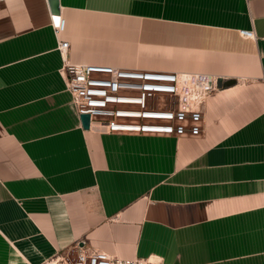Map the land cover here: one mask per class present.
Listing matches in <instances>:
<instances>
[{
	"label": "crops",
	"instance_id": "crops-1",
	"mask_svg": "<svg viewBox=\"0 0 264 264\" xmlns=\"http://www.w3.org/2000/svg\"><path fill=\"white\" fill-rule=\"evenodd\" d=\"M58 2L70 64L206 74L218 90L196 137L84 130L48 1L0 0V264L76 246L264 264V0Z\"/></svg>",
	"mask_w": 264,
	"mask_h": 264
},
{
	"label": "built area",
	"instance_id": "built-area-1",
	"mask_svg": "<svg viewBox=\"0 0 264 264\" xmlns=\"http://www.w3.org/2000/svg\"><path fill=\"white\" fill-rule=\"evenodd\" d=\"M54 18L52 27L63 60L59 73L77 116H89L88 130L176 138L201 134L204 106L218 90L212 76L70 64L66 57L68 42L60 39L64 21L60 16ZM241 35L253 38L251 31H241ZM57 263L163 264L154 258L121 259L83 246H76L74 255L65 253L45 264Z\"/></svg>",
	"mask_w": 264,
	"mask_h": 264
},
{
	"label": "water",
	"instance_id": "water-1",
	"mask_svg": "<svg viewBox=\"0 0 264 264\" xmlns=\"http://www.w3.org/2000/svg\"><path fill=\"white\" fill-rule=\"evenodd\" d=\"M47 1H48V5H49L51 15H53L55 17L54 19L57 20V18L59 17V2H58V0H47ZM80 122H81V126L84 130L89 129V116L88 115L80 116Z\"/></svg>",
	"mask_w": 264,
	"mask_h": 264
},
{
	"label": "rangeland",
	"instance_id": "rangeland-1",
	"mask_svg": "<svg viewBox=\"0 0 264 264\" xmlns=\"http://www.w3.org/2000/svg\"><path fill=\"white\" fill-rule=\"evenodd\" d=\"M157 101H159V100H157ZM61 261H59V263H60ZM59 263H57V264H59Z\"/></svg>",
	"mask_w": 264,
	"mask_h": 264
}]
</instances>
